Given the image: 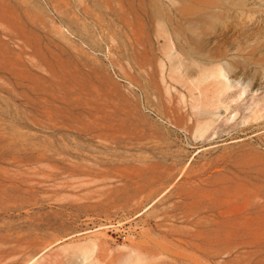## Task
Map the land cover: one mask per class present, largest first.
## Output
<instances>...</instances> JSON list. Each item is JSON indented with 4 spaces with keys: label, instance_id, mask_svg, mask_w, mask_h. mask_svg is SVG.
Wrapping results in <instances>:
<instances>
[{
    "label": "rangeland",
    "instance_id": "obj_1",
    "mask_svg": "<svg viewBox=\"0 0 264 264\" xmlns=\"http://www.w3.org/2000/svg\"><path fill=\"white\" fill-rule=\"evenodd\" d=\"M0 264H264V0H0Z\"/></svg>",
    "mask_w": 264,
    "mask_h": 264
},
{
    "label": "bare ground",
    "instance_id": "obj_2",
    "mask_svg": "<svg viewBox=\"0 0 264 264\" xmlns=\"http://www.w3.org/2000/svg\"><path fill=\"white\" fill-rule=\"evenodd\" d=\"M170 62H172V60L170 61ZM176 63V62H175ZM178 66V65H177ZM181 66V65H180ZM177 68V67H176ZM213 71V70H212ZM215 72V71H214ZM209 73H211V72H209ZM216 73V72H215ZM205 75H206V73H204ZM208 74V73H207ZM217 75V74H216ZM208 76V75H207ZM218 78L220 77V76H217ZM206 78V77H205ZM208 78V77H207ZM209 78H210V76H209ZM199 79V78H198Z\"/></svg>",
    "mask_w": 264,
    "mask_h": 264
},
{
    "label": "built area",
    "instance_id": "obj_3",
    "mask_svg": "<svg viewBox=\"0 0 264 264\" xmlns=\"http://www.w3.org/2000/svg\"><path fill=\"white\" fill-rule=\"evenodd\" d=\"M123 237L125 238V235Z\"/></svg>",
    "mask_w": 264,
    "mask_h": 264
}]
</instances>
